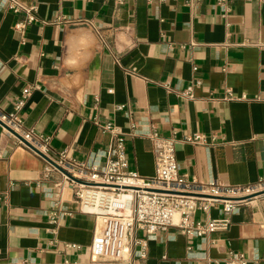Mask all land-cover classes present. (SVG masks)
Masks as SVG:
<instances>
[{"label": "crops", "instance_id": "obj_1", "mask_svg": "<svg viewBox=\"0 0 264 264\" xmlns=\"http://www.w3.org/2000/svg\"><path fill=\"white\" fill-rule=\"evenodd\" d=\"M20 2L35 8L23 28L25 12L0 0V108L17 114L20 131L101 163L110 134L100 126L111 122L142 177L154 174L152 131L175 137L188 178L244 185L264 177V0H233L226 13L214 0ZM195 80L193 96L181 95ZM193 135L201 139L184 138ZM45 167L0 124V264H89L95 216ZM222 216L228 227L204 237L136 229L124 260L95 264H227L236 253L264 264V194L229 214L212 207L194 218Z\"/></svg>", "mask_w": 264, "mask_h": 264}, {"label": "built area", "instance_id": "obj_2", "mask_svg": "<svg viewBox=\"0 0 264 264\" xmlns=\"http://www.w3.org/2000/svg\"><path fill=\"white\" fill-rule=\"evenodd\" d=\"M185 1L186 4L193 6L201 0ZM214 1L221 7L223 13H226L233 0ZM4 2L14 12H25L26 20L18 24L20 28L34 19V7H27L20 0H4ZM195 68L193 66V69ZM199 82V80L193 81L186 89L181 90L180 94L188 98L192 97L193 87ZM30 91V87L23 89L22 97L15 104L16 110L23 106ZM226 98H231L230 92H227ZM0 120L33 146L24 143L15 135L22 145L45 162V171L56 170L63 175L73 189L80 209L94 214L97 224L87 245L90 253L89 264L124 260L125 254L129 251V237L136 229L152 235L170 227H177L180 232L197 237H204L215 230L226 229L230 223V218L227 216L199 220L195 219L194 215L196 212L208 211L212 207L223 214H229L237 203L250 202L264 194V177L254 183L230 185L216 180L200 181L180 174L175 154V137L162 136L157 131H152L149 135L154 151V174L151 177H142L129 168L124 135L111 122L100 126L110 134V141L103 155L104 160L101 163H86L68 155L65 150L52 151L48 137L36 133L32 128L20 131L22 121L16 113L6 112L0 108ZM184 138L197 142L201 136ZM42 154L72 177L59 170ZM49 221L54 229L57 226L56 216L51 215ZM65 245L80 247L76 243ZM142 245L146 246L144 240ZM237 263H245L242 253L234 254L227 261V264Z\"/></svg>", "mask_w": 264, "mask_h": 264}, {"label": "water", "instance_id": "obj_3", "mask_svg": "<svg viewBox=\"0 0 264 264\" xmlns=\"http://www.w3.org/2000/svg\"><path fill=\"white\" fill-rule=\"evenodd\" d=\"M0 124L3 125L6 129H8L11 133H13L14 135H16L18 138H20L24 143L30 145L31 147H33L28 141H26L18 132H16L14 129H12L10 126H8L6 123H4L3 121L0 120ZM35 149V148H34ZM40 153V152H39ZM43 155V154H42ZM50 163H52L53 165H55L59 170H61L62 172L68 174L70 177H72L69 173H67L63 168L59 167L58 165H56V163L54 161H52L51 159H49L47 156L43 155Z\"/></svg>", "mask_w": 264, "mask_h": 264}]
</instances>
